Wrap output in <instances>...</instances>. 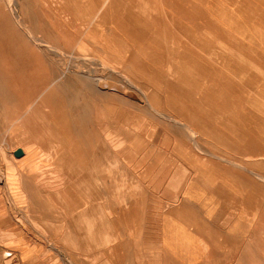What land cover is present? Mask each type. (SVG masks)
I'll return each instance as SVG.
<instances>
[{"label":"rangeland","instance_id":"1","mask_svg":"<svg viewBox=\"0 0 264 264\" xmlns=\"http://www.w3.org/2000/svg\"><path fill=\"white\" fill-rule=\"evenodd\" d=\"M103 1L15 0L9 8L6 0H0V169L8 172L18 161L13 151L21 147L14 144L19 140L22 146L30 144L29 151H34L28 160L39 168V176H54L58 166L43 165L50 152L46 150L50 149L39 146L38 138L28 131H16L20 124H12L18 107H29L49 96L59 114L58 123L67 124L70 131L61 138L68 140V148L73 151L78 142L79 156L85 160L68 182V192L72 193L73 179L83 184L89 182L88 174L91 176V200L80 195L69 203V210L76 209L74 204L80 198L88 209L98 205L100 215L108 219L109 205L115 204L121 247L114 264L131 263L146 256L162 261L167 256V215L195 208L196 189L200 185L196 186V179H204L210 185L216 176L215 161L230 160L240 166L245 161V148L252 146L253 152L260 146L254 134L251 141L249 137L245 139L250 119L256 134L260 128V91L249 90V75L242 71L229 73L230 61L232 65L240 64L234 56L228 57L233 50L221 45L230 37V43L237 48L246 46L253 50V55L264 56V0H117L118 5L113 7L105 6ZM147 3L151 4L150 16L137 9V5L144 7ZM216 10L222 18L216 16ZM15 15L34 37L54 45L57 52H47L43 46L32 43ZM99 38L117 41V52L125 54L109 59L119 72L112 74L102 66L100 58L106 57L98 45ZM201 38H214L215 43L208 42L214 43L213 49L198 41L204 49L196 50L195 42L189 41ZM132 53L147 56H141V60L134 56L140 63L146 57L147 71L128 63V54ZM207 53L214 55L210 62ZM80 55L89 57L83 68L92 70L93 75L82 78L70 71L64 74L65 66L79 61ZM13 58L18 65L12 64ZM121 75H126L131 83L121 81ZM95 76L103 77L101 88ZM46 110L43 106V113ZM98 114L100 133L95 127ZM40 122L48 125L44 118ZM97 141L101 148L99 173L95 174ZM130 146L136 149L121 154L109 152L124 151ZM69 154L78 164V154H71V150ZM112 173L126 178L116 182L121 186L113 187L110 179L103 181ZM0 188H4L2 181ZM95 188L99 192H94ZM113 189L131 190V195L128 199L114 198L109 192ZM51 197L46 202L45 194L39 191L36 211H24L34 218L37 227L33 228L20 218V208L10 204V197L0 192V264H112L107 246L67 243V230L59 223L61 218L50 214L62 208L64 193L60 191ZM21 222L28 226L24 224L23 229ZM76 227L68 228V233L74 231L75 241L79 235ZM150 241L151 250L141 247L140 244Z\"/></svg>","mask_w":264,"mask_h":264},{"label":"crops","instance_id":"2","mask_svg":"<svg viewBox=\"0 0 264 264\" xmlns=\"http://www.w3.org/2000/svg\"><path fill=\"white\" fill-rule=\"evenodd\" d=\"M227 38L232 42L230 37ZM244 49L246 50L244 54H237L236 51L228 52V57L234 56L233 58H237L238 64H240L239 66L232 65L230 61L229 73L236 74L242 71L244 75H249L246 78L251 83L249 90L260 91L258 104L262 111L260 110L259 114L260 120H257L260 123V128L256 134V131L252 130V120L250 119L249 130L246 127L248 136L245 135V139L249 137L251 141L254 134V137L260 140V146L255 147L258 149L253 152L252 146L249 150L245 148V161L240 163V166L230 160L215 161L213 165L216 176L212 177L210 185L205 183L204 179H196L198 180L196 182H199L196 183V186L200 185L196 189L195 208L167 215L169 221L164 228V248L167 256L162 261L146 256L136 258L126 264H264V56L253 55V50L246 46ZM233 62L237 63L236 60ZM245 69H250V72H246ZM254 74H259L260 77L255 78ZM231 83L235 85L232 78ZM132 149H136V147L130 146L124 151L110 149L109 152L121 154ZM90 177L88 174L89 182H84L85 184L73 179L71 182L73 190L72 193L68 192V200L74 201L80 195L84 198L90 196L92 186ZM105 179L113 181V187L116 188L122 185L116 182L126 178L114 176L112 173L105 176L103 181ZM77 186H80L81 189ZM124 190L125 188H123ZM123 191L113 189L109 192L115 196L114 198L118 196L128 199L127 196L131 195V190ZM102 194L103 189H100V195L102 196ZM88 200L90 201L91 198ZM80 210H73L68 217L72 218V221L77 219L75 214ZM87 210L91 215L92 208H87ZM117 210L115 204L109 205V218L104 219L101 214L103 220L101 226L93 231L94 235L92 231L87 232L90 235H86L85 229L82 232L79 227H76L79 233L76 235V241L74 231L72 234L68 233V228H73L76 225V221L75 223L71 221V226L67 228V243L84 246L88 242L95 248L102 245L107 246L112 257L109 260L114 264L117 250L121 247L119 241L121 231L117 227ZM140 245L145 250H151V241ZM97 260L100 263L102 258Z\"/></svg>","mask_w":264,"mask_h":264},{"label":"bare ground","instance_id":"3","mask_svg":"<svg viewBox=\"0 0 264 264\" xmlns=\"http://www.w3.org/2000/svg\"><path fill=\"white\" fill-rule=\"evenodd\" d=\"M6 1H7L6 2L7 5L10 8V6H12V3L15 0H6ZM67 1L73 2V0H66V2ZM124 1H122V2H124ZM102 3H104L105 6L113 7L114 5L117 4V0H104ZM96 7H98V6H96ZM90 8H91V5H90ZM134 9H135V6H134ZM137 9L144 11V13L139 11L142 15L150 16V14H151V4L147 3V6H144V7H142V5L139 4V5H137ZM83 10H84V8L82 9V11ZM148 10H149V12H147ZM84 13L86 14V12H84ZM102 14H100V15H102ZM215 14L218 17H221V18L223 17L219 10H216ZM197 15L198 14H196V13L193 14V16L195 18L197 17ZM188 16L192 17V13H189ZM13 17H14V14H13ZM15 17H16L17 24L20 25L22 28H24L23 31L25 32L27 38L31 39L32 43H34L35 45H38V46H43L46 49V51L48 50L47 52H57L56 47L54 45L40 41L39 39L34 37L33 33L27 27H25L22 23H20V21L17 20L18 16L15 15ZM209 20H210V17H209ZM104 24H105V22H104ZM250 32H251V30H250ZM203 39L204 40H202V38L201 39H191L189 41L195 42L193 47L196 50H197V48L198 49L199 48L204 49V46H202L203 48H201V44L202 45L204 44L205 47L210 48V50H212L213 49L212 47H214L215 39L214 38H211V39L203 38ZM198 41H200L202 43L199 45ZM210 41H212L214 43H208ZM98 42H99L98 43L99 47L105 53V57H106V58L104 57L105 60H103V58H100L102 66H105L112 74H114L115 72H119V71H117V69L115 67L112 66V64H111L112 62L110 63V61H109L110 58L113 60L114 58L125 56V54H121L120 51L117 52L118 51V46L116 44L117 41L115 42V40H111V39H107V38H99ZM222 42H223V44L221 45V47L228 49V50L236 51L237 54L238 53L244 54V52L246 51L245 49L240 48V47L237 48L236 45H234L233 43H230V39H224ZM224 42H227V43L225 44ZM198 53H199V50H198ZM128 55L130 58L128 63H130L131 65H135L137 67H141V68H143V70L147 71L146 70V69H148L147 59H146L147 56L145 54H143V55L137 54L136 55V54L132 53V54H128ZM134 56H137L139 59L141 58V56L142 57L146 56L145 58H143L145 62L140 63L138 60L135 59ZM77 57H79L78 58L79 61L69 63L67 66H65L64 74H65V72L70 71L72 74L78 75L79 77H82V78L89 77V76L93 75L92 70L83 68L85 63L90 61L89 57H86L85 55H80ZM112 57H114V58H112ZM207 57L209 60L208 62H210L214 58V55L207 53ZM10 61L12 62V64L14 66L18 65V61L16 59L13 58ZM10 61H9V63L11 64ZM117 75H118V73H117ZM121 76L124 77V79H122L121 81H123L125 83L126 82L131 83V80L129 78H127L126 75H121ZM95 77L97 78L98 84L101 88L102 87L101 85L104 84V81L102 80L103 77H100V78H98V76H95ZM21 82H22V79H21ZM144 95L146 96V93H144ZM43 106L47 107V110L44 113H43ZM253 106H255V105H253ZM19 108H21V110ZM254 108H257V107H254ZM255 110L257 111V109H255ZM16 111H17V115L15 117V122H13L12 124H14V125L20 124L21 125L20 127L16 126V128H17L16 131H20V132H27L28 131L33 136L35 135L39 140V146L50 149V150L45 149L46 151H50V152H49L48 156L44 157L45 164H43V163L42 164L44 166L46 165V167H48V168L52 167V165L58 166L57 167L58 169L56 172L54 170V172H55L54 176H51L49 178L47 177V179L43 178L42 175L39 176V174L37 172L38 171L37 169H39V168L36 169L34 167V164L32 163V161L28 160L30 158L29 156H31V154L34 152V151H29V148H31L30 144H25V146H22L19 143V140H17L16 142H14V144L21 146V148L24 151V155L21 158L17 157L18 161L17 160L15 161V163L12 165V169L10 171L4 172L3 170L0 169V181H2L4 183V188H0V192L5 194L7 197H10V199H8L11 202L10 204H13L14 206H16L17 209L20 208V212H19L20 218L22 217L25 221H27L29 223L30 226H33V228L37 227L36 223L33 222L34 218H32L30 216H26V214H24L25 213L24 211L26 209H29V208L32 211H36L35 203L37 201L36 199H37L38 192L42 191L45 194V196L47 198L46 202H50L52 200V197H51L52 195H55V194L59 193L60 191L63 192L64 193V199H62V203H63L62 208L60 209V207H59L57 210V213L51 212L50 214L53 216H56L57 219L61 218V222H59V223H61L60 227L67 230V228L69 226H71V218H69L68 215L70 214V212H72V210H69L70 209L69 203L72 201V199L68 200V198H67V192L69 191L67 188L68 182L71 180L72 175L74 173H77L80 171L77 167L82 166L85 162V160L83 162L81 160V157L79 156V155H81L80 151H79L81 149L80 144H78V142H76V140L74 138V140L76 142L75 143L76 144V151H73L71 148H68L69 147V144L67 143L68 140L67 139L64 140V138L63 139L61 138V136H64L65 134L67 135V133H65V132L68 131V133H70V131L67 128V124L58 123L59 114H58L56 108L53 106V103H52L51 98L49 96H47L44 100H42L40 102L30 104L29 107L25 108L24 106H20V107H18V109ZM241 113H243V112H241ZM97 117H98L97 118L98 119V125H96L95 127L97 128L96 130L98 131V133H100V130L102 128H101V121H99L100 120L99 114L97 115ZM42 118H44V121H46L48 123V125L46 124L47 126H44L40 122V120ZM174 122H176L178 124H182V122H179L178 120H174ZM100 143L101 142H98V141L96 142V149L94 150V154H95L94 162L97 164L95 174L99 173L98 163H99V154H100L99 150L101 148ZM58 145H59V148L57 147ZM70 150H71V154H76V155L78 154V156H79L78 164H75L74 159L72 158V156H70V154H69ZM43 165L40 167H44ZM93 191L99 192V188H97V189L95 188V189H93ZM7 193H8V195H7ZM78 202H79L78 204H76V205L74 204V206L76 207L75 211L77 209H81L78 213L75 214V217L77 218L76 219V225H77V227L80 228L79 230L82 232L85 229L86 235L89 234L87 232H90V231H92V234H93V231L97 230L101 226V222H102L101 221L102 216L100 215L101 210L99 209L98 205H94L93 207L95 209H92V211H91L92 213L90 215L89 211L86 208V204H84V200L82 199V202H81V199L79 198ZM1 210H2V207L0 204V211ZM18 220L20 221V219H18ZM21 224H22L23 229L26 226H28L27 223H26L27 225L24 223L26 226H24L23 222H21ZM113 230H114V227H113ZM110 232H111V230H110ZM83 235H84V233H83ZM109 238H111V237H109ZM105 239H107V238H105ZM105 241L107 242L108 240H105ZM109 244H110V242H109ZM90 245H92V244H90ZM98 248H100V246Z\"/></svg>","mask_w":264,"mask_h":264},{"label":"water","instance_id":"4","mask_svg":"<svg viewBox=\"0 0 264 264\" xmlns=\"http://www.w3.org/2000/svg\"><path fill=\"white\" fill-rule=\"evenodd\" d=\"M128 94L132 97H136V95L132 92H128ZM13 152H14V155L17 157H20L24 153V151L21 147L16 148Z\"/></svg>","mask_w":264,"mask_h":264}]
</instances>
